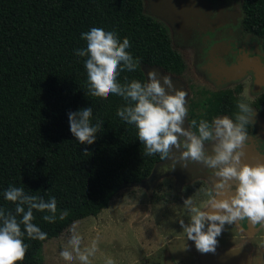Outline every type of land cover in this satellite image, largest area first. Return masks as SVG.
<instances>
[{"label":"trees","instance_id":"obj_1","mask_svg":"<svg viewBox=\"0 0 264 264\" xmlns=\"http://www.w3.org/2000/svg\"><path fill=\"white\" fill-rule=\"evenodd\" d=\"M242 10V33L263 39L264 47V0H242ZM93 27L114 31L121 43L129 40L126 51L138 64L135 71L120 72L121 85L147 83L144 66L177 77L186 69L168 27L146 13L143 0H0V209L16 215V205L4 197L10 186L57 201L55 223L43 219L51 215L47 210H33L32 223L47 239H30L20 225L28 247L17 264H44L40 251L46 241L74 222L96 217L119 190L144 183L170 155H145L136 126L117 115L128 106L122 97L88 94L87 57L77 56L76 50L86 48L81 36ZM241 92L240 86L204 91L189 104L188 130L197 132L201 120L211 124L227 116L235 121L238 101L252 109L264 104V94L249 102ZM87 108L93 109V125L103 121L92 145L76 140L68 119L70 112ZM251 129L248 124L247 133ZM65 210L68 215L61 219Z\"/></svg>","mask_w":264,"mask_h":264},{"label":"rangeland","instance_id":"obj_2","mask_svg":"<svg viewBox=\"0 0 264 264\" xmlns=\"http://www.w3.org/2000/svg\"><path fill=\"white\" fill-rule=\"evenodd\" d=\"M143 1L146 13L166 24L173 47L186 65L184 73L178 77L144 66L147 82L150 71L157 73L162 86L163 76H170L173 88L187 93V110L191 101L202 98L204 91L234 89L241 85L242 96L247 100H254L264 91V83L258 81L251 67L254 62H242V55L247 56L261 41L240 31L241 0H234L231 10L221 9L214 15L207 10L204 0ZM164 87L167 94H175ZM182 127L188 129L186 117ZM212 147L206 145L205 152H211ZM178 157V149L173 147L170 157L157 164L144 183L122 188L96 217L74 222L59 237L46 241L40 251L43 263L220 264L221 255L226 256L223 235L229 233L223 230L217 237L215 254H202L193 241L187 240L180 224L181 220L185 224L190 222L191 214L184 205L187 199L201 211H214L210 201L218 199L215 184L220 178L213 183L206 175L191 178V175L179 174L174 171L181 167L175 164ZM73 235L80 237L78 251L69 243ZM65 250L72 253L71 260L60 255ZM81 255H86L87 260H81Z\"/></svg>","mask_w":264,"mask_h":264},{"label":"clouds","instance_id":"obj_3","mask_svg":"<svg viewBox=\"0 0 264 264\" xmlns=\"http://www.w3.org/2000/svg\"><path fill=\"white\" fill-rule=\"evenodd\" d=\"M82 40L87 42L86 48L76 50V55L87 57L85 68L88 77V94L93 97L107 99L110 94L122 97L128 106L117 111V115L126 123L133 124L138 130V139L145 146V155L161 154V159L168 157L171 149H184L180 155V162L186 167L189 162L202 163L207 168L217 169L215 175L219 181L215 184L216 195H224L225 190L232 191L230 181L235 180V195L226 199L210 201V208L214 211H201L192 206L191 199L184 201L188 207L190 222L180 221L187 240L195 244V248L202 254H215L218 246L217 237L224 230L225 225L247 219L252 225L264 226V164L254 167L241 164L244 152L241 150L248 139L246 126L252 123L255 115L250 105L238 101L239 111L235 121L228 118H216L209 124L201 120L197 132L185 130L182 127L187 116L185 91L175 90L170 76H163V85L174 91V95L167 94L161 85L155 71L148 72V82L142 84L132 81L121 85L117 77L121 71H135L138 60H134L129 52V40L125 38L121 43L114 31L106 32L102 28L93 27L83 33ZM92 108L81 109L68 114L70 131L82 145L95 143L97 133L101 130L103 121L95 125L91 123ZM197 126V121H192ZM179 137H184L180 140ZM212 141V155L205 152V142ZM84 154H88L87 149ZM7 201L13 202L16 215L5 214L0 209V264H17L22 261L27 251L23 243L24 233L20 225L23 224L27 236L33 240L47 239V233L32 223L33 210L48 211L43 219L48 223H55L57 201L54 197L45 201L43 198L28 195L24 188L10 186L5 192ZM27 207V211H25ZM22 215L21 220L17 216ZM65 210L61 219L67 216ZM80 237L73 235L69 243L79 250ZM95 243L93 244V250ZM65 260H71L72 253L65 250L60 253ZM80 259L87 260L86 255ZM111 264V262H109Z\"/></svg>","mask_w":264,"mask_h":264},{"label":"flooded vegetation","instance_id":"obj_4","mask_svg":"<svg viewBox=\"0 0 264 264\" xmlns=\"http://www.w3.org/2000/svg\"><path fill=\"white\" fill-rule=\"evenodd\" d=\"M204 2H205L207 10L210 13H213V15L218 14L221 9L231 10L230 8L234 7V0H204ZM240 8H241V12L243 14L242 0L240 2ZM242 19H243V17H242ZM242 19H241V21H242ZM240 31H241V25H240ZM241 33H242V31H241ZM242 34H244V33H242ZM244 35L253 36L254 38L259 39L261 41V43L258 47L255 45L252 47V49L249 52H247L248 53L247 56L245 53L242 55V62L247 64L249 62V60L253 61L254 65L253 66L251 65V67L254 69V73H255L256 77L258 78V81L264 83V73H262V72H264L263 39L256 37L254 35H251V34H244ZM237 86H240L242 91H243V88L241 85H237ZM221 90H226V89H221ZM242 93L243 92H241V96H242ZM263 94H264V91H261V94L258 97H256L254 100L250 99V98H248L249 100H247L243 96L242 97L249 102H255ZM263 106H264V104L261 105L259 109L253 108L255 115L252 119V123H250L252 129H251L250 133H247L248 139L245 142V145L249 144V143H253L255 145V152L261 156L264 155V139L262 137V130H261V128H259V126L262 123L264 125V116L260 115L262 113L264 114V112L262 111ZM222 117H225V116H222ZM179 139L184 140V137H179ZM212 143H213L212 141H207V142H205V146L206 145H212ZM183 151H184V149H178L179 157H178V160L176 161L175 164H178L181 167L178 166L177 168H174L175 172H177L179 174L180 173L185 174V175H187V177L189 175H191L190 176L191 178L194 177L195 175H206L207 178L211 182L214 183V181H216L217 177H216L215 173H216L217 169L207 168L206 166H204L202 163H199V162H189L186 167H183L181 162H180V155ZM207 154L212 155L213 153L208 152ZM229 183L232 186V191L225 190V194L219 195L217 200L226 199L229 195H235V193H234L235 185L238 182L235 180H232ZM247 222H248L247 219H244L242 221H238V223L240 225L244 226L245 230L248 233L254 232L258 227L261 226L260 224H258L255 226L254 230L249 231L248 227H247ZM263 232H264V229H263ZM263 237L264 236L262 235V238ZM249 241H250L251 246H252V251L249 253V264H264V244L262 243L263 244L262 246H257V242H256L257 240L255 239V237L250 238ZM263 241L264 240L261 239V242H263ZM241 255H242V262H243L245 254L241 253Z\"/></svg>","mask_w":264,"mask_h":264},{"label":"crops","instance_id":"obj_5","mask_svg":"<svg viewBox=\"0 0 264 264\" xmlns=\"http://www.w3.org/2000/svg\"><path fill=\"white\" fill-rule=\"evenodd\" d=\"M264 112V106L262 107ZM170 157V155H169ZM264 226L258 227L254 232L248 233L244 226L237 222L231 225H225L224 230L229 234H224L223 246H226L225 255H221L220 264H249V253L252 251V246L249 241L250 238L255 237L257 246H262L261 242ZM257 236V237H256ZM226 240V241H224ZM236 242V243H232ZM263 243V244H262ZM244 253V261L242 262V255Z\"/></svg>","mask_w":264,"mask_h":264},{"label":"water","instance_id":"obj_6","mask_svg":"<svg viewBox=\"0 0 264 264\" xmlns=\"http://www.w3.org/2000/svg\"><path fill=\"white\" fill-rule=\"evenodd\" d=\"M259 128H261L262 130V137L264 139L263 123L259 126ZM241 150L244 152V155L241 157L242 165L246 164L254 167L259 164H264V155L261 156L255 152V145L253 143L246 144ZM256 225H252L249 221L247 222V227L249 231L254 230Z\"/></svg>","mask_w":264,"mask_h":264}]
</instances>
